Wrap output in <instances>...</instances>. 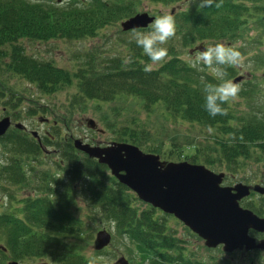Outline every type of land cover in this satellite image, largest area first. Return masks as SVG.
<instances>
[{
  "label": "rangeland",
  "instance_id": "374dc122",
  "mask_svg": "<svg viewBox=\"0 0 264 264\" xmlns=\"http://www.w3.org/2000/svg\"><path fill=\"white\" fill-rule=\"evenodd\" d=\"M38 1L42 3L47 0H23L33 5ZM54 1H58V6L65 7L72 5L74 0ZM184 1L166 5L151 0H131V7L129 5L128 9L132 8L133 14L128 18L144 12L155 17L172 15L176 10L188 8L182 6ZM87 2L88 0H82L78 5L84 6ZM247 3L256 9L255 16L261 18V23L264 24V13L259 10L262 6L264 8V0H249ZM121 22L109 24L102 29L96 28L95 34L87 36L42 40L20 37L19 50L44 63L47 68L59 71H51L59 76L58 82L52 87H47L48 83L29 80L18 73L15 63H12L14 53L11 51L8 55H0V119L10 117L13 124L0 138V165H13L12 170L15 169L19 178L18 182L12 183L1 178L0 214L10 213L23 217L24 211L31 212L27 199H51L54 207L59 208L62 214L57 215L58 220L49 224L51 229L42 227L35 230L41 236L46 234L51 237L50 242L46 243L47 247H53L54 250L58 247L65 252V256L58 253L49 255V249L42 242V248L46 252L43 255L15 256L12 251L0 250V264H7L11 260H16L19 264H89V261L92 264H117L122 258L128 260V264H150V253L139 244L131 242L128 234L118 229L116 221L111 218L108 220L106 210L110 204L91 205L83 188L79 187L83 186L82 181L72 184V187L66 184L65 175L60 170L62 165L59 163L63 164L62 160L70 163L73 152L77 154L75 157L79 159V163L82 158L91 157L74 147L75 139L100 147L113 146L116 142L133 144L144 152L158 154L167 162L188 161L204 164L215 173L223 172L224 185L259 184L264 188V151L250 145L244 156L238 157L237 161L227 162L220 160L217 143L232 140L233 131L247 117H264V26L260 23L252 24L249 17L230 35L228 33L215 37V33H219L215 29L213 38L203 42L198 40L188 47L179 45L176 35L170 40L188 67L189 75L194 74L190 79L198 77L204 83H211L206 74L212 73L211 70L201 65L202 70L198 71L190 64L196 52L206 46L205 42H220L238 48L241 52L242 64L230 67L231 71L226 68L228 79L233 81V77L242 76L238 83L240 92L234 101L224 105L226 114L218 115L220 122L216 124L215 121H209L213 119L202 122L185 118V114L181 113L171 115V108L167 107L169 112L162 101L155 100L157 94L164 92L162 90L156 93L155 89L164 87L151 82L147 76L150 73L159 74L164 64L163 70L166 71L170 56L156 66L154 71H143L147 58L142 50L132 48L135 44L131 41L132 31H124ZM2 27L0 26V30ZM221 28L224 30L225 27L221 25ZM166 46H169V42ZM0 53L3 54L2 49ZM113 58L121 63L115 62L111 67L110 59ZM125 58H131L132 62L125 63ZM96 67L99 72L125 69L118 71L119 76L111 84H105L106 90L108 87L111 89L107 96L92 91L86 93L82 87L84 85L80 84L77 72L81 69L86 72L89 68ZM139 71L150 81L147 84L150 89L146 88L144 81L139 80ZM204 83L200 84L201 89ZM90 120L96 122L97 128L88 126ZM14 123L25 125V130L18 129ZM32 131L37 133L34 137ZM26 134L33 138L30 139ZM12 141H17V147L26 151L11 149ZM40 141L43 143V150L37 144ZM99 162L89 159L84 161V165L92 173L96 168L95 173L101 181L110 184L112 192L128 200L139 214L148 213L152 219L159 221L156 225V237H160V228H164L163 236H169L173 244H176V247L168 248L171 258L163 259L158 264H264V252L258 250H245L243 247L225 251L222 245L207 247L206 241L181 220L141 200L132 189L119 183L106 164ZM37 172H47L48 179H38V175L42 174ZM21 176L28 180L25 181ZM240 205L253 209L259 215L264 214V191L251 194ZM100 231H107L111 235V241L106 247L97 249L95 244ZM249 234L257 239L264 237V234L259 235L251 230ZM0 241L6 243V238L0 235Z\"/></svg>",
  "mask_w": 264,
  "mask_h": 264
},
{
  "label": "trees",
  "instance_id": "16d2710c",
  "mask_svg": "<svg viewBox=\"0 0 264 264\" xmlns=\"http://www.w3.org/2000/svg\"><path fill=\"white\" fill-rule=\"evenodd\" d=\"M81 1L75 0L71 3L72 5L60 7L58 6V1L54 0H47L42 3L38 1L36 5L25 3L23 0H0V26H3L0 30V50L2 49L3 54L0 53V55H8L11 51L14 53L12 63H15V69L18 73L29 80L48 83L47 87L54 86L58 82L59 76L58 74L55 76L51 71H59L49 67L52 69L50 70L44 63H40L37 59L24 54L23 50H19L20 37L42 40L56 37L87 36L95 34L96 28L102 29L109 24L123 21V19L126 20L133 14L132 8L128 9L131 0H88L86 4H83L84 6H79L78 2ZM151 1L163 2L167 5L183 0ZM247 1L249 0H222L220 8L212 7L198 10V0L192 4L185 0L182 6L188 8L176 10L172 14L176 23L175 35L178 36L179 45L188 47L198 40L203 42L205 39L213 38L215 29L219 31V33H215V37L225 36L228 33L230 35L236 31L237 27L244 24L249 17H251L252 24L260 23L264 26L261 23V18L256 17L254 14L256 9L251 8ZM259 10L260 13H264L263 6ZM221 25L225 27L224 30L226 31L221 28ZM231 27L234 28L231 29ZM139 30L147 31L148 29ZM174 38L175 36L171 40ZM166 47L170 56L167 61L170 62L166 68L167 70H163L166 65L164 64L159 74L150 73L147 76L151 82L164 87L160 90L155 89L156 93L164 91L157 94L155 100L162 101L166 108H171L172 112L167 108L171 115L181 113L185 114V118H192L202 122H206L208 119H213L209 121H215L216 124L220 122L218 115L214 118L210 117L203 108L204 98L200 84L204 82L199 80L198 77L194 78V80L190 79L194 74L189 75L188 67L185 66L177 48L171 41H169V46ZM132 48L140 49L135 44L132 45ZM110 62L111 67L115 62L117 64L121 63L114 58L110 59ZM97 68H89L86 72L84 69L78 71V76L80 75L79 78L81 79L80 84L84 85L82 87L86 93L92 91L104 96L108 95L111 89L108 87L106 90L105 84H111L113 79L119 76L118 71L121 72L125 69L99 72ZM143 75L144 73L139 71V80L144 81L146 88L150 89L147 85L150 81ZM209 80L212 81L213 77H209ZM142 88L145 89L144 86ZM145 95L148 97L147 94ZM233 134L234 137L230 141H217L221 156L220 160L224 159L227 162L231 160L237 161L238 157L247 153L250 145H254L259 150L264 151V117L255 119L247 117L233 131ZM26 135L30 139L33 138L28 134ZM133 141L135 142L136 140ZM16 142H10L11 149L26 151L18 148V142ZM33 142H36L35 139H33ZM37 144L40 145L39 142ZM39 149L43 150L42 146ZM76 155L75 152L71 154L72 161L70 163L66 160H62L63 164L59 163V165H62L60 170L64 172L66 184L72 187V184H79L82 181L83 186L79 187L83 188L85 197H87L91 205L105 206L110 204V207L106 210L108 220L111 218V220L116 221L118 229L129 234L133 243H142L146 247L150 253V264H158L163 259L171 258L170 254H168V248L176 247V244H173L169 236H163L165 234L164 228H160L161 235L159 238L156 237V232L158 231L156 225L159 221L152 219L148 213L139 214L129 204L128 200L118 194L115 195L111 190L112 186L106 181L102 182L101 178L95 173L97 171L96 168H94L92 173L85 167L84 161H88L90 158H82L79 163V159L75 157ZM12 166L0 165V182L2 179H6L12 183V181L16 182L19 179L16 176L15 169L14 171L12 170ZM37 173L42 174L38 175V179L43 181L48 179L47 172ZM21 177L25 181L28 180L25 176ZM54 180L56 181V179ZM47 190L49 189L47 188ZM26 203L27 206L30 205L31 212L24 211L23 217L10 213L0 214V235L6 238L5 244L8 251L14 252L15 256L21 254L43 255L46 253L42 248L43 242L45 247L49 249V255L58 253L65 256V252L60 251L58 247L57 250H54L53 247L46 246V243L50 242L49 238L51 237L46 234L41 236L35 230L42 227L51 229L52 226H49V224L54 223V220H58L62 212L59 208L54 207L52 200L47 199V197L27 199ZM34 205L37 206L34 207ZM51 211L56 214H52ZM107 212L109 213L107 214ZM55 259L57 260V258Z\"/></svg>",
  "mask_w": 264,
  "mask_h": 264
},
{
  "label": "water",
  "instance_id": "95a60500",
  "mask_svg": "<svg viewBox=\"0 0 264 264\" xmlns=\"http://www.w3.org/2000/svg\"><path fill=\"white\" fill-rule=\"evenodd\" d=\"M149 13H138L122 22L125 31L133 28H145L152 19ZM239 81L236 78L234 82ZM11 126L10 117L0 119V137ZM24 128L23 124H16ZM88 126L97 128L90 120ZM36 131L33 132L35 136ZM75 146L107 164L118 180L132 188L145 202L174 214L200 237L206 240L208 247L222 244L225 251L234 249H264V240L256 243L249 235L254 229L264 232V218L256 216L248 209L240 207L238 200L248 195L250 187L238 183L233 187L221 186L223 173H215L202 164L187 161L167 162L160 156L146 153L139 147L125 142H116L113 146H92L75 140ZM252 189L263 192L254 186ZM111 241L107 231H100L96 248L102 249ZM0 248L6 249L0 244ZM7 264H19L12 260ZM117 264H127L125 258Z\"/></svg>",
  "mask_w": 264,
  "mask_h": 264
},
{
  "label": "clouds",
  "instance_id": "9594fccd",
  "mask_svg": "<svg viewBox=\"0 0 264 264\" xmlns=\"http://www.w3.org/2000/svg\"><path fill=\"white\" fill-rule=\"evenodd\" d=\"M196 2L197 0H190V4ZM221 5L222 0H198L197 8L198 10L220 8ZM175 33V19L170 14L158 15L152 19L148 25V31L132 29L131 41L142 50L143 55L147 58L143 64V71L146 73L154 71L156 66L166 60L168 49L165 45L175 36ZM205 45L202 50L196 52L190 66L199 71L202 70V65L215 75L217 83L205 82L202 89L203 108L210 117L214 118L217 115H225L224 105L234 101L240 92V85L227 78L226 68L241 65L243 56L238 48L229 47L220 42L214 44L205 42ZM131 62V58H125V63ZM89 264L92 262L89 261Z\"/></svg>",
  "mask_w": 264,
  "mask_h": 264
},
{
  "label": "flooded vegetation",
  "instance_id": "af4514ba",
  "mask_svg": "<svg viewBox=\"0 0 264 264\" xmlns=\"http://www.w3.org/2000/svg\"><path fill=\"white\" fill-rule=\"evenodd\" d=\"M254 193H256V192L251 191V192H250V195H251V194H254ZM250 195H249V196H250ZM249 196H248V197H249ZM246 198H247V197L240 199L239 202L244 201ZM251 210L253 211V209H251ZM263 212H264V211H263ZM255 213H256V212H255ZM256 215H258L259 217H264V216H263L264 214L259 215V213H256ZM251 232L258 233L259 235L264 234V232H258V231H255V230H253V229H251ZM251 237L254 238L256 241L261 240V239H264V237H262V238H260V239H257V238H255V237H253L252 235H251ZM257 250H258V251H261V252H264V249H262V250H261V249H257ZM176 264H177V263H176Z\"/></svg>",
  "mask_w": 264,
  "mask_h": 264
}]
</instances>
